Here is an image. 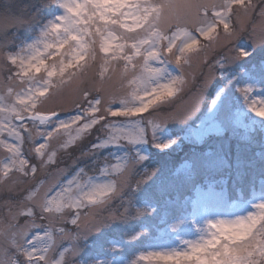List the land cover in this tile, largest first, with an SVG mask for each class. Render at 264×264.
<instances>
[{"label":"snow or ice","instance_id":"6c2138e0","mask_svg":"<svg viewBox=\"0 0 264 264\" xmlns=\"http://www.w3.org/2000/svg\"><path fill=\"white\" fill-rule=\"evenodd\" d=\"M258 51L264 0L0 2V264H264Z\"/></svg>","mask_w":264,"mask_h":264},{"label":"rangeland","instance_id":"374dc122","mask_svg":"<svg viewBox=\"0 0 264 264\" xmlns=\"http://www.w3.org/2000/svg\"><path fill=\"white\" fill-rule=\"evenodd\" d=\"M0 2H8V0H3V1L0 0ZM11 2L15 5L22 6V5L31 3L32 0H11ZM249 31H251V29H249ZM19 35L21 38H23L25 36L32 35V33L28 29H21ZM239 42L244 43V44H250L252 41L249 38L248 33H245ZM215 57H216V54H209L208 56L209 64H211L214 61ZM262 59H264V53H260L258 51V54L252 60L251 63L258 65ZM203 71L207 73L208 67L207 66L203 67ZM216 83L217 82H213L212 89H210V91L216 87ZM187 99H188V95L184 97V100H187ZM70 108H71V102L69 101L66 104L65 110H68ZM169 127H170L171 134L174 137L178 138L179 136L183 135V133L181 132L180 126L170 125ZM256 139L259 140L258 135ZM57 143L58 141L56 140H53L52 142L53 146H55ZM30 147L31 146L27 143L24 146L25 153L28 154L29 156L31 155V153L28 151ZM233 149H235V141H233ZM259 150L260 149L257 144L256 146H253L251 148V150L248 152V155L251 156L253 153L258 152ZM192 151H193V146L191 144H189L187 141L181 142L179 146H175L172 151L166 154L154 155V164L155 166L162 168L166 173H171L176 168H178L187 157L191 156ZM5 155L6 153L0 150V159H2ZM77 164L81 167H88L89 169H91V162L87 160V158L80 157V148L70 149L68 153H59L57 157V164L55 166H52L45 171L38 172L35 180H32L29 178L28 180L22 182L19 186V191L22 192L24 189L31 187L33 184L37 183L40 180L49 179L50 178L49 174L54 173L57 170V168L71 170ZM90 174L92 173L90 172ZM17 198L19 197L17 196ZM0 199H2V197H0ZM2 212H3V209H0V214H2ZM67 227L71 228V225H68ZM108 236L120 238L122 236V230L110 231L108 233ZM104 243H106V240L104 241Z\"/></svg>","mask_w":264,"mask_h":264},{"label":"flooded vegetation","instance_id":"af4514ba","mask_svg":"<svg viewBox=\"0 0 264 264\" xmlns=\"http://www.w3.org/2000/svg\"><path fill=\"white\" fill-rule=\"evenodd\" d=\"M1 1H3V0H1Z\"/></svg>","mask_w":264,"mask_h":264}]
</instances>
